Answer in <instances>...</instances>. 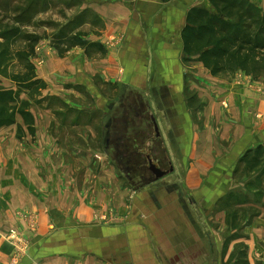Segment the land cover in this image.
<instances>
[{"label":"crops","instance_id":"obj_1","mask_svg":"<svg viewBox=\"0 0 264 264\" xmlns=\"http://www.w3.org/2000/svg\"><path fill=\"white\" fill-rule=\"evenodd\" d=\"M209 5L85 0L103 21L89 46L40 47L32 63L46 87L20 97L34 123L0 128V264L13 258L12 230L27 248L18 264H229L234 247L224 236L220 253L217 231L233 200L264 187V158L250 169L264 147V80L185 62L188 15ZM55 101L85 102V129L67 127ZM262 198L251 264L264 256Z\"/></svg>","mask_w":264,"mask_h":264},{"label":"trees","instance_id":"obj_2","mask_svg":"<svg viewBox=\"0 0 264 264\" xmlns=\"http://www.w3.org/2000/svg\"><path fill=\"white\" fill-rule=\"evenodd\" d=\"M209 2L208 7L195 8L188 15L182 32L185 62L196 59L214 77L244 72L260 80L264 77V10L250 0ZM32 3L25 11L0 6V75L8 77L19 88L17 91L0 88V128L16 124L18 116L27 125H33L29 104L21 101V93L34 94L46 87L37 78L32 63L37 55L38 38L25 33L20 26L30 13ZM79 35L67 40L71 48L89 46ZM20 42L25 46L21 48ZM19 61L25 63L23 71L11 72ZM263 153L264 147L257 150L250 160L255 165L250 169L260 165Z\"/></svg>","mask_w":264,"mask_h":264},{"label":"rangeland","instance_id":"obj_3","mask_svg":"<svg viewBox=\"0 0 264 264\" xmlns=\"http://www.w3.org/2000/svg\"><path fill=\"white\" fill-rule=\"evenodd\" d=\"M250 1L258 6L257 0ZM31 2H33L31 11L26 15L25 21H23V24L20 26L23 28L25 33L34 34L38 38L37 49L45 43H49L51 47L59 51L60 55L64 56L72 49L67 41L69 38L80 34L79 36L86 40V36L99 34L102 30L103 21L99 18L95 11L85 10V0H0V6L7 5V8L10 10L16 8L20 11H25ZM19 44L21 48L25 46V43L20 42ZM191 61H196V59ZM42 62L43 61H40V63ZM188 63L189 62H187V64ZM24 67L25 63L19 61L16 63L15 67L11 68L10 71L18 73L23 71ZM237 73L232 76H235ZM222 75L229 76L228 74ZM253 79L255 81H261L264 80V77L260 80H256L255 78ZM0 83H3V81H0ZM0 88L5 89V87L1 86V84ZM37 93L29 94L31 95V98H35L33 96ZM53 103L54 105L58 104L60 109H62V112L60 113L62 117L60 119L67 127H75L74 125H76V127H82L85 129V102H81L80 107H75L80 108L81 112L79 113H73L75 108L73 110H69L64 104L56 103V101ZM99 130H101V128H99ZM94 147L100 148L99 144L94 145ZM262 157L264 158V153L262 154ZM242 174L244 175L245 172ZM241 178H243V176ZM244 183V185H246V182ZM254 186L256 190L259 191V195H257L258 198L256 195L252 196L243 194L244 197L239 204L236 203V200H233V205L230 207L227 218V226L224 225V227L219 228L217 231L216 236L219 241H223L224 243L220 253L223 252L224 256H226L224 250L226 241H224V236L228 238L225 249L229 250L231 246L234 247L229 264H251L249 261L251 253L249 248L250 240L247 235V226L254 218V215L260 212L259 208H257L255 204L259 199V201H261L264 195L263 186L258 188L256 185ZM242 203L253 204V206L241 208L238 205ZM13 249L14 255L9 264H12V261L16 260L15 258L20 252L15 247ZM20 249L25 250L27 248L20 246ZM24 252L25 251H22L18 255V262ZM256 264H264V256H262V261Z\"/></svg>","mask_w":264,"mask_h":264},{"label":"built area","instance_id":"obj_4","mask_svg":"<svg viewBox=\"0 0 264 264\" xmlns=\"http://www.w3.org/2000/svg\"><path fill=\"white\" fill-rule=\"evenodd\" d=\"M38 54L41 53V48L37 49ZM6 239L7 241L11 242L13 244V246L18 249L20 252L24 251V249H20V241L18 238V234L15 230L10 231L7 235H6ZM20 252L17 254V257L15 258V261H12V264H18V255L20 254Z\"/></svg>","mask_w":264,"mask_h":264},{"label":"water","instance_id":"obj_5","mask_svg":"<svg viewBox=\"0 0 264 264\" xmlns=\"http://www.w3.org/2000/svg\"><path fill=\"white\" fill-rule=\"evenodd\" d=\"M106 140H108L107 137H106ZM151 170L156 174L157 178H161L162 176L165 175L163 172H161V171L157 168V166H153V164L151 165Z\"/></svg>","mask_w":264,"mask_h":264}]
</instances>
